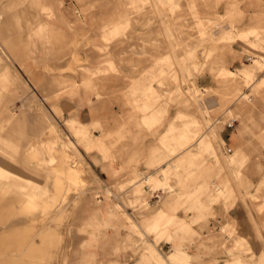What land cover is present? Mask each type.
Returning <instances> with one entry per match:
<instances>
[{"label": "crops", "instance_id": "0c3cea01", "mask_svg": "<svg viewBox=\"0 0 264 264\" xmlns=\"http://www.w3.org/2000/svg\"><path fill=\"white\" fill-rule=\"evenodd\" d=\"M17 1L19 0H0L1 18L3 16V19L5 17L14 23L16 16L11 17L6 13L20 10L18 8L21 7L16 5ZM41 1L40 10L45 11V20L39 24L33 35L38 36L44 28L52 25L59 32V40L67 46L78 43L82 32H87L83 28L94 31L93 46L83 47L81 52L83 58H88V63L76 69V73L66 72L65 68L75 71V68L69 66L74 58V49L64 52L62 57L45 52L42 57L44 60L64 58L67 59V66L61 67L46 62L43 67L46 73L41 82V86L48 91V83L53 82L60 86L65 83L67 76L68 79L73 78L74 84L82 87L74 101L78 116L77 120H72V128L79 136V141H82L87 133L90 134L80 147L77 141H64L60 147L62 165L51 167L50 172L41 173V166L46 164V141L43 136L52 125L53 128L56 127L51 116L43 108L44 116H36L33 119V142L27 144V150H37L41 156L40 167H34L36 173H31V167L25 164L29 162L24 160V166L20 167L23 171L14 174L6 168L5 159L0 155V177L17 175L26 180L30 187V191L25 195L46 197L51 195V189L58 187L57 182L62 180L63 177L58 171L67 170L68 157H76L78 164L84 165L85 175L86 168L94 172L95 199H92L94 192L86 191L87 202L86 205L83 204L78 219L81 226L88 221H107L106 227L101 230L108 233V241L82 243L85 234H78L77 240L80 242L72 246L73 264H264V47L259 45V41L250 39V30L262 23L257 21L255 25L252 17L264 16V2L242 0L239 5V10L244 14L240 27L245 29L238 33L248 38L247 44L254 55L242 54V41L233 42V50L243 56L235 58L228 55L226 59L231 61V65L241 67L235 71L229 68L219 70L223 78L233 82L230 88L226 90V85L218 84L210 71L198 78V83L203 85L206 91L221 92V95L212 94L206 101L196 99L200 103V111L208 115L212 111L223 110L220 120L215 121L200 138L195 139L196 134L203 128L204 120L196 119L194 110L165 102L162 98L165 89L159 83L152 84L157 93L155 96L129 95V86L136 89L148 87V77L160 76L163 69L150 67L149 62H144L140 67L127 66L122 69L126 76L122 79V74L118 75L112 71V64H115L118 56L116 51H112V47L108 46L112 43L109 32L95 30L101 25L94 23V20L90 21L91 25L73 27L72 24L76 22L73 12L79 13L82 6L78 0ZM206 3L215 5L221 15L228 11L227 0H206ZM3 26L5 27L4 24ZM1 27L0 22V29ZM29 42L32 51L37 42L36 38L30 39ZM107 48L109 50L106 53ZM12 49L11 54L2 49L8 61L12 63L13 59L22 60L18 48L14 46ZM103 49L105 51H102ZM125 56L130 61L138 59L133 50L126 52ZM249 57L251 63L243 64L242 67V63ZM253 60L258 63H253ZM8 64L6 61V78ZM256 72L258 78L254 87L252 84L242 89L239 79H253ZM95 73H98L95 80L100 85L97 91L87 88V83L91 80L96 84L94 77L88 78ZM22 84L26 89L30 87L25 81H22ZM20 85L14 86V91L9 94L10 98L13 99L12 95L16 96ZM61 89L59 87L51 97L56 96ZM229 90L233 95L240 92L233 103H228ZM250 94L253 96H249L248 101L245 100V96ZM159 95L162 97L159 98ZM49 97L50 94L47 95V98ZM232 111L233 115L221 129L218 126L222 122L221 119ZM2 113L0 109V116ZM228 122H234V126L229 127ZM149 125H152L151 129ZM218 137L221 138L219 147L222 153L234 157L230 162L243 160L241 165L230 166L223 161H218V164L212 157L201 165L194 161L192 156L205 148H214L213 140ZM65 146H72L75 150L70 154L65 150ZM169 154L172 157L162 160ZM159 161L158 169L162 171L160 178L156 176L160 171L147 170L150 164ZM49 163L54 164L55 158L51 157ZM171 164L180 166L178 170L173 167V174L178 177L171 180L178 191L177 195L164 201L169 193L168 188H155L153 184L161 185L166 180L163 172L167 171V165ZM136 171L141 175L139 182H143V204L149 208L158 206L157 210L143 209L133 195L132 185L127 189H120ZM147 178L149 183H146ZM83 186L85 187V184ZM136 187L140 188L138 184ZM84 189L82 191H85ZM107 192L110 193L108 198L105 196ZM166 223L172 224L167 228ZM152 227L157 236L166 233L167 238L155 240V234L150 237L148 229ZM138 232L146 236V242Z\"/></svg>", "mask_w": 264, "mask_h": 264}, {"label": "rangeland", "instance_id": "374dc122", "mask_svg": "<svg viewBox=\"0 0 264 264\" xmlns=\"http://www.w3.org/2000/svg\"><path fill=\"white\" fill-rule=\"evenodd\" d=\"M8 1L10 0H1V2ZM260 1L264 2V0ZM78 2L82 6L79 13L73 12L76 22L72 25L79 28L78 26H86L94 20V23L101 25L95 30L102 33L109 32L112 43L108 46L112 47L111 50H115L118 56L114 61L115 64H112L113 72L118 75L122 74V79H125V72L122 69L127 66L140 67L144 62H149L150 67L163 69L160 76L148 77V87L143 86L136 89L134 86H129L130 96L138 94H143L145 97L155 96L157 93L152 88V84L159 83L165 89L164 96L159 95V98L162 97L165 102L176 103L184 108L194 110L196 119L204 120L203 128L196 134L195 139L200 138L209 126L220 120L223 109L212 111L208 115L203 114L200 111V103L196 99L206 101L212 94L221 95V92L206 91L205 87L198 83V78L210 71L218 84L226 85L227 90L233 82L223 78L219 70L229 68L235 71L241 66L231 65V61L229 62L226 57L233 55L235 58H241L242 54L254 55L247 44L248 38L240 36L238 33L245 29L240 27L244 20V14L239 10L242 0H227L228 11L223 15L219 14L215 5L206 3V0H78ZM16 5L21 7L18 8L21 11L6 13L11 17L16 16L14 23L5 17L3 19V16L0 20L2 24L0 29V109L3 112L0 116V123L2 121L0 155L4 157L5 166L11 172L19 173L22 170L20 167L24 166L23 161L27 160L29 163L25 164L31 167L30 172L36 173L34 167H40L41 156L37 150H27V144L33 142V119L36 116H44L43 114L47 112L53 123L56 124V127L53 128L52 125L46 130L47 134L43 136L46 141L44 152L46 164L41 166L40 172L47 173L51 171V167L62 165L60 161L62 149L60 150V147L63 146L64 141H77L78 147H80L90 132L88 130L89 134L87 133L82 141H79V136L74 133L72 128V120H77L78 116V108L74 101L78 96V91L82 89L80 85L73 83V78L68 79L65 76V83L60 86L53 82L48 83L49 92L41 86L46 73L43 69L45 63L52 62L62 67L67 66V59L44 60L42 57L45 52H51L52 56L62 57L64 52L74 49V58L69 66L75 68V71L72 68H65L64 71L76 73V69L88 63V58H83L81 52L83 47L93 46L94 31L90 28H83L87 32H82L78 43L67 46L62 40H59V32L52 25L47 26L42 33L35 36L33 33L45 20V11L40 10L42 1L19 0ZM30 8L35 10L29 11ZM252 21H255V25L257 21L262 23L250 30V34H252L250 39L259 41V45L264 47V16H253ZM174 25L176 26L174 27ZM32 35L37 42L35 45L33 44L31 51L32 46L29 40L34 39ZM89 36L91 37L89 38ZM74 38L76 39L75 35ZM236 40L242 41L244 47L242 54L232 48V44ZM14 46L18 48L22 60L13 59L11 63L5 57L2 49L11 54ZM68 46L69 49H67ZM108 50L109 48L106 53ZM131 50L138 55L136 61L126 59L125 53H129ZM6 61L9 63L8 78L4 76ZM248 63H251V60L245 59L242 67L243 64ZM253 63L257 64L258 61L253 60ZM97 74L88 78L94 77L93 80H95ZM257 78L258 72L253 79H239L242 82V89L252 84L254 87ZM22 81H25L30 87L27 89L23 87ZM19 84H21V89L19 88L16 96L12 95L13 99L10 98L9 94L14 91V86ZM59 87L62 88L61 91L51 97ZM87 88L97 91L100 89V85L91 80L87 83ZM49 94L50 97L47 98ZM228 94V103H233L240 92L233 95L229 90ZM253 94L246 95L245 100L248 101L249 96H253ZM231 115H233V111L221 119L222 122L218 125L221 129L224 128ZM48 125L49 123L46 126ZM151 128L152 125H149V129ZM220 139L218 137L213 140L214 148H205L192 156L194 161L201 165L212 157L218 164L223 161L230 166L241 165L243 160L233 163L230 162V159L233 161L234 157L222 153L219 147ZM65 150L71 154L75 149L72 146H65ZM170 154L163 157L162 160L172 157ZM51 157L55 158V163L50 165ZM68 159L67 170L58 171L63 177L57 182L58 187L52 188L51 195L46 197L25 195L30 191V187L26 180L17 175L10 174L9 177L6 175L0 177V264H49L52 260L54 264H73L72 246L80 242L77 240L78 234H85V239L81 240L82 243L108 241V233L101 230L104 226L106 227L107 221H88L83 226L80 225L78 217L79 212L83 210V204L86 205L87 202L86 191L87 193L94 192L92 199H95L96 196L94 191L96 176L88 168H86L85 175L84 165L78 164L76 157H68ZM159 163L160 161L150 164L148 172L152 169L159 172L161 170L158 169ZM173 167L176 170L180 168L177 164L167 165V171L163 172L166 180L161 185L153 184L155 188H168L169 193L164 201L177 195L178 189L171 183L172 178L178 177L173 174ZM161 173L162 171L156 173V176L159 177ZM31 175L35 177L34 174ZM83 175H85L86 182L83 181ZM140 179L141 175L136 171L134 176L126 181L120 189L124 190L132 185L137 203H140L143 209L157 210L158 206L149 208L143 204L145 193L143 182H139ZM137 184L140 186L139 189L136 187ZM83 188L85 191H82ZM109 195V192L105 194L107 198ZM172 223L165 225L168 228ZM148 233L150 237L155 234V240L167 238L166 233L158 235V237L153 227L148 229ZM138 235L146 242L145 235L140 232ZM52 252L54 253L52 254Z\"/></svg>", "mask_w": 264, "mask_h": 264}, {"label": "bare ground", "instance_id": "6f19581e", "mask_svg": "<svg viewBox=\"0 0 264 264\" xmlns=\"http://www.w3.org/2000/svg\"><path fill=\"white\" fill-rule=\"evenodd\" d=\"M0 18H1V14H0ZM85 170V169H84ZM149 183L150 182V180L147 178L146 179V183ZM46 222H48V221H46ZM55 222V221H54ZM4 223V222H3ZM47 225V224H46ZM50 225V224H49ZM54 225V224H53ZM55 226V225H54ZM44 228V227H43ZM49 228H51V227H49ZM56 228V227H55ZM45 229H46V227H45ZM47 229H48V227H47ZM58 232V231H57ZM56 235V234H55ZM55 240H56V238H55ZM37 241V240H36ZM53 243V242H52ZM55 243V242H54ZM51 244V243H50ZM50 244H49V247H50ZM50 249L52 250V248L50 247ZM49 251V250H48ZM21 253V252H20ZM50 253V252H49ZM54 252H52V254H53ZM22 254V253H21ZM51 256V255H50ZM52 256H54V255H52ZM58 256V255H57ZM58 258V257H57ZM52 259H55V258H53L52 257ZM53 263V260L49 263V264H52ZM54 264V263H53Z\"/></svg>", "mask_w": 264, "mask_h": 264}, {"label": "built area", "instance_id": "2783aa9c", "mask_svg": "<svg viewBox=\"0 0 264 264\" xmlns=\"http://www.w3.org/2000/svg\"><path fill=\"white\" fill-rule=\"evenodd\" d=\"M248 59L251 60V57H249ZM227 125H228L229 127H233V126H234V122H228Z\"/></svg>", "mask_w": 264, "mask_h": 264}]
</instances>
